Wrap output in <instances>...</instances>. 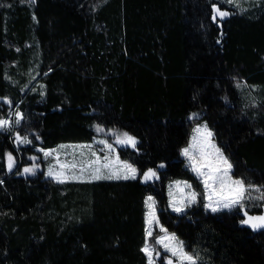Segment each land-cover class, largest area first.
Returning <instances> with one entry per match:
<instances>
[{
    "label": "trees",
    "instance_id": "trees-1",
    "mask_svg": "<svg viewBox=\"0 0 264 264\" xmlns=\"http://www.w3.org/2000/svg\"><path fill=\"white\" fill-rule=\"evenodd\" d=\"M214 5L229 15L214 20ZM14 110L31 143L18 150L0 129V264H148L145 242L160 250L146 237L149 195L196 264H264V229L241 223L264 201L209 210L182 155L206 122L232 175L264 192V0H0V119ZM123 133L137 141L117 146L136 179L8 169L9 153L25 163L40 148ZM149 169L159 178L144 181ZM175 179L200 192L181 214L169 203Z\"/></svg>",
    "mask_w": 264,
    "mask_h": 264
},
{
    "label": "snow or ice",
    "instance_id": "snow-or-ice-1",
    "mask_svg": "<svg viewBox=\"0 0 264 264\" xmlns=\"http://www.w3.org/2000/svg\"><path fill=\"white\" fill-rule=\"evenodd\" d=\"M213 19L215 20L217 16L220 18H224L229 15L226 11H221L215 5L213 6ZM16 123L19 124L20 120L23 118L20 113H17ZM9 124L8 120L0 119V129H3L5 126ZM197 132H201V129H197ZM204 141L202 146L199 149V155H194L192 149L196 147L195 145H190L182 150V155L188 158L190 161L191 170L197 175L198 178L201 179V182L205 189L206 199L209 201L205 205L206 208L211 209V211L216 212L220 210V208L231 209L236 205H240L242 207L241 201L244 199L245 194L248 191V188L245 186V183L242 179H233L230 175L232 170V164L229 160L221 153L220 149L215 146L211 142V137L213 133L207 129V126H204L203 129ZM123 138H117V143L121 145H130L135 147L137 141L135 137L129 135L128 133L122 134ZM17 140L20 143H31L27 139V137H19L17 136ZM101 143H106L101 141ZM64 147V146H61ZM108 149H112L111 144H106ZM211 148L212 151H208L207 149ZM46 156L51 155V152H46ZM35 159V158H33ZM105 161L103 164H100V158L97 157L95 161L88 162L85 166L92 168L91 179L92 180H100V179H136L138 175V170L127 161H120L119 157H116L115 161H110L109 156L105 155L103 157ZM114 164H118V167H113ZM93 165H99L93 167ZM14 166V158L9 153L8 154V169L12 170ZM62 168H70L74 169L77 167L75 163L72 164H62ZM163 167V165H161ZM102 169H109V172L105 174L102 172ZM81 173L84 171V167L80 169ZM25 173H32L33 168H25ZM49 176H53V172L49 170ZM159 178L157 173L153 169H149L147 172L143 173L144 181L151 180L152 178ZM77 179L78 177L72 176L68 177L63 172H58L55 174L54 179H56L60 183H64L66 179ZM177 189L180 192L184 191V188L191 189L192 185L187 183L186 181H175L174 182ZM183 184V187H181ZM251 187V186H249ZM171 195V193H170ZM200 195L195 191H190L187 193V203L192 204L197 201V196ZM264 198V197H262ZM172 203L173 211L175 212H183L184 211V201H181V206H176L175 202ZM145 205L148 208L146 213L145 223L149 226L145 229L146 237H152L153 232L151 231V225L153 223L158 224V218L156 216V208L155 201L153 197L149 196L145 200ZM247 216V219L241 221V223L245 225H249L253 230L264 229V215L259 216H248L247 212L244 213ZM162 231L165 229L161 228ZM167 241V242H166ZM175 246H173V242ZM157 244H162L165 251L171 252L172 256H178L181 261H188L189 264H196V259L188 255L183 248V242L178 241L175 237V234L165 235L158 237L156 239ZM148 257V264H153V249H151L147 242H145L144 247L141 249ZM168 264H172V261L169 260Z\"/></svg>",
    "mask_w": 264,
    "mask_h": 264
},
{
    "label": "rangeland",
    "instance_id": "rangeland-1",
    "mask_svg": "<svg viewBox=\"0 0 264 264\" xmlns=\"http://www.w3.org/2000/svg\"><path fill=\"white\" fill-rule=\"evenodd\" d=\"M239 1H241V3L244 4L246 1H249V0H239ZM228 3H231V1H228ZM37 85H39L41 87V83L39 84L36 81V82L29 84L26 87V89L31 90V89L35 88ZM17 113H20V111L14 110L7 118L4 119V120H8L9 124L7 126H5L3 129L10 130L12 132V134L15 135V141L17 144L16 147L18 150H20L21 146L28 145L29 143H20L17 140V136L25 137L24 135H22L21 133H19L16 130L17 125H18L16 123V120L18 118L16 115ZM192 117H194V115ZM205 125L207 126V129L212 132V130L209 129L206 122H201V123L196 124L194 127V130H193L192 136L190 138L189 144L186 146V147H189L190 145H195L196 147H194L192 149V152L194 155H197V156L199 155V149L202 146L203 141H204V136L202 133H203V129H204ZM197 129H201V132H197L196 131ZM117 138L118 137H116L115 141L112 142L110 139H107L104 136H102V137L97 136L94 139V141L91 143H62V144L56 145V146L51 147V148H45V149L40 148V149H38V151L40 152V155H38V154L30 155V157L27 158L29 161H26L25 163H23V158H21V154H19V156H20L19 159H16L14 156H12L14 158V166H16V168L20 167L23 172H24L25 168H33L32 173H37V171L43 170L45 173V176L53 178V179H54V176L56 173L63 172L68 177H72V176L78 177L77 179L69 178V179H66L65 181H85V180L94 181L91 179L92 168L86 167L85 165L90 161H95L97 159V157L100 158V164H103L105 162L103 160V157L105 155L109 156L110 161H115L116 157L118 156L117 146L120 145L116 142ZM101 141H104L106 143H101ZM211 142L213 144H215V146L220 149L221 153H223V155L229 160L227 155L222 151V149L219 147V145L215 141L214 135L211 137ZM106 144H111L112 149L111 150L108 149L106 147ZM61 146H64V147H61ZM22 148L23 147H21V149ZM207 150L212 151L211 148H208ZM46 152H51V155L46 156L45 155ZM183 157L186 159L188 167L191 169L190 161L184 155H183ZM33 158H35V159H33ZM119 160L120 161H126V160H122L121 158H119ZM229 162H230V160H229ZM72 163H75L77 165V167L74 169L61 167L62 164H72ZM96 166H99V165H93V167H96ZM118 166H119L118 164L113 165L114 168L118 167ZM133 166L138 170V168L135 165H133ZM81 167H84L83 173H81V171H80ZM49 170H51L53 172V176L48 175ZM232 171H233V167H232L230 175L233 177V179H237L232 175ZM102 172L107 174L109 172V169H102ZM32 173H25V174H32ZM139 173L140 172L138 170L137 177L139 176ZM100 180H108V179H100ZM199 180L201 181L200 178H199ZM175 181H182V182L186 181L187 183L192 185V188L191 189L184 188V191L180 192L174 183ZM200 183L202 186L203 197L205 199L204 201L207 204V203H209V201L206 199L204 186H203L202 182H200ZM181 187H183V184H181ZM190 191H195V192L200 194V192L198 191L196 186L193 185V183L189 182L186 179H175V180L170 181V183L168 184V197H169V203H170L171 209L173 210L171 202H175L176 206L179 207V206H181V201L183 200L184 201V204H183L184 211L183 212H176V213L181 214V213L186 212L188 207H190L191 205L194 204V203H192V204L187 203V193ZM170 193H171V195H170ZM149 196H151V195H149ZM199 197H200V195L197 196V201L195 203H197L199 201ZM262 197H264V192H262L261 190L254 189V188H248V191L245 194L244 199L241 201V204H242V206H244L246 204V206L248 208L253 209V206H258L259 204L263 203L264 198H262ZM153 199L155 201L154 197H153ZM237 206H239V205H236V206L232 207L231 209H233ZM155 208H156V216L158 218L156 201H155ZM231 209L220 208V210H218V211L231 210ZM209 210H211V209H209ZM147 211H148V208H147ZM218 211H216V212H218ZM247 214H248V216L264 215V203H263V211L261 213L260 212H254V213L247 212ZM246 219H247V216H246ZM158 221H159L158 224L153 223L151 225V231L153 232V234H155V233L157 234V238L161 237V236H165V235L175 234V233L168 232L165 229V227L161 224L159 218H158ZM148 227L149 226L147 225V228ZM161 228L165 229L166 232L162 231ZM175 237L177 238L178 241H182L177 237L176 234H175ZM147 243H148L149 247L151 249H153V264H168L169 260L172 261V264H183V263L189 264L188 261H181V259L178 256H172L171 252L165 251L162 244H158L160 246V250H157L154 247V245L150 243V241H147ZM175 243L176 242L174 241L173 246H175ZM183 248H184V251L188 255H190L185 250L184 245H183Z\"/></svg>",
    "mask_w": 264,
    "mask_h": 264
}]
</instances>
